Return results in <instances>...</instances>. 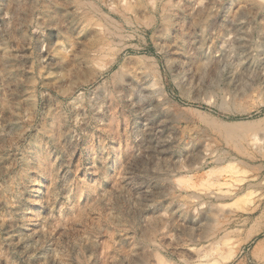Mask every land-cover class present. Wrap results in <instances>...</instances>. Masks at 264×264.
Wrapping results in <instances>:
<instances>
[{
    "label": "rangeland",
    "instance_id": "rangeland-1",
    "mask_svg": "<svg viewBox=\"0 0 264 264\" xmlns=\"http://www.w3.org/2000/svg\"><path fill=\"white\" fill-rule=\"evenodd\" d=\"M208 20L237 29L181 76L164 52ZM263 20L264 0H0V264H264Z\"/></svg>",
    "mask_w": 264,
    "mask_h": 264
},
{
    "label": "bare ground",
    "instance_id": "bare-ground-1",
    "mask_svg": "<svg viewBox=\"0 0 264 264\" xmlns=\"http://www.w3.org/2000/svg\"><path fill=\"white\" fill-rule=\"evenodd\" d=\"M261 9H263V8H261ZM164 21L166 22V24L168 26H171V25H173V23H175L174 20H164ZM194 25L191 24L189 27H187L188 30L187 31L185 30L186 32H181L180 34L177 35V37H176L177 47H176V50L173 51V53L170 52V50H167L166 52H164L166 54V56L171 60V62L174 63L173 65L175 67V70L178 71V74H181V76L182 75L184 76L185 74H187L192 65H196L198 69L200 67H202V65L206 63L204 61H206L207 57H208L207 56L208 54L205 53L206 39L210 38V36H212L213 32L217 31L218 37H220V40L221 39L223 40L224 37L227 35L225 33V31L226 32H228V31L233 32L234 30L237 29V20H231V21H229V20H208L204 24V26L202 27L203 29L201 31V34H202L201 37L194 36L193 30L192 29L190 30V28L194 27ZM228 37L229 36H227V38ZM225 42H226V40L224 41V43ZM223 45L226 46V44H223ZM198 46H201L200 50L197 49ZM225 46H223V47H225ZM221 48H222V46H221ZM1 62H2L1 67L3 68L2 70H4L5 66L3 64V60H1ZM114 63H116V61ZM114 63H111L110 65L112 66ZM130 72L132 73V76H129ZM115 74L120 77L121 81L123 82V84L127 88L136 87L138 85V83L140 82L139 78L134 75L132 70L129 68H126L124 65L120 66L119 70ZM158 91L160 92L161 95H163L162 85L159 87ZM227 256H224V257L227 258Z\"/></svg>",
    "mask_w": 264,
    "mask_h": 264
}]
</instances>
